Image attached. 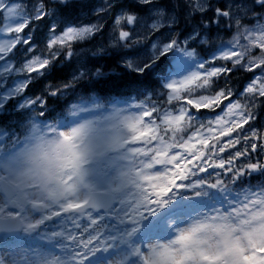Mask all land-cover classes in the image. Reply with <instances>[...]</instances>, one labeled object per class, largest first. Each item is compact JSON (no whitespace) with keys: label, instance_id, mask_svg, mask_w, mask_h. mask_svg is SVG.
Here are the masks:
<instances>
[{"label":"rangeland","instance_id":"obj_1","mask_svg":"<svg viewBox=\"0 0 264 264\" xmlns=\"http://www.w3.org/2000/svg\"><path fill=\"white\" fill-rule=\"evenodd\" d=\"M22 1H28V11L35 18L44 15L43 1ZM128 1L148 5L147 14L134 19L120 6L124 0H95L93 9L70 18L57 10L52 13L50 8V25L41 41L33 43L23 34L27 18L20 15V1L0 0V109L68 44H82L96 33L100 35L93 44H100L95 49L98 52L121 42L147 41L146 47L124 59L136 71L169 52L176 15L160 7L159 0ZM212 1L185 0L195 13L208 10ZM225 3L235 22L246 16L247 0ZM194 37L198 45L209 41L198 28L180 39L175 64L163 79L171 102L181 99L196 79L222 72V67L209 65L214 59L245 64L247 69L264 66V16L215 45L210 63L187 49V41ZM20 42L29 45L21 57L12 60L10 54ZM255 49L260 52L250 55ZM83 74L79 68L75 80H81ZM261 83L262 91L264 77ZM257 86V82L250 83L247 91ZM222 96V92L202 94L191 97L190 102L212 108ZM30 101H22L23 106ZM186 114L185 104L172 107L161 116V124L174 127ZM245 121L242 106L231 100L214 115L209 127L187 133L175 149L163 138L153 145L148 142L143 151L146 144L137 141L144 142L155 133L146 102L133 100L108 107L92 102L73 105L71 117L54 127L34 125L14 151L5 149L6 138L0 133V180L17 189L24 223L20 239L0 238V264H233L235 260L264 264V193L230 197L226 185L217 179L230 173L232 160L242 157L255 133L246 134L239 143L231 137L219 147L218 141L210 144L212 138ZM134 154L140 156L137 168L127 177ZM92 191L114 193V209L108 214L89 211L47 222L53 215L83 204ZM58 192H65L66 197L54 202L52 197ZM35 205L44 206L46 212H36ZM173 207L178 210L168 213ZM12 215L0 191V216ZM113 223L121 228L111 227ZM81 224L83 232L76 227ZM99 230L102 234L96 233Z\"/></svg>","mask_w":264,"mask_h":264},{"label":"trees","instance_id":"obj_2","mask_svg":"<svg viewBox=\"0 0 264 264\" xmlns=\"http://www.w3.org/2000/svg\"><path fill=\"white\" fill-rule=\"evenodd\" d=\"M6 1H20L23 9L20 15L27 18L23 34L29 35L31 42L39 43L51 22L48 16L50 8L52 13L57 10L65 15L64 17L70 18L93 9L95 0H68L64 3L41 0L45 3V13L37 18L34 17V13L28 11V1ZM157 3L173 11L177 17L169 52L142 71H133L122 62L123 55H131L133 51L143 49L146 46L143 40L121 42L116 48L107 47L99 52L95 49L98 50L100 44L94 45L93 41L100 33L82 44H68V47L43 68L40 75L32 78L20 93L10 97L0 109V132L6 137L5 149L11 152L21 145L29 134L32 124L44 129L48 124L56 126L60 120L69 119L73 104L97 101L101 106L108 107L117 103L125 104L134 97L146 100L147 96L149 97L147 102L157 115V122L164 111L172 107L178 109L182 103L187 104L189 114L185 119L174 127L160 128L150 138L151 142H154L166 133L172 143L182 142L190 131L198 127L205 129L210 126L214 115L224 109L231 99H237L242 105L247 121L232 128L228 133L214 138L210 144L218 141L219 147L231 137L239 143L245 140L246 134H255L242 157L232 160L233 167L230 173L217 179L226 185L232 197L243 195L248 191L264 193V93L248 92L241 95L248 82L260 79L257 77L263 74V66L250 70L242 65L220 59L211 61L209 65L222 67L223 71L210 77L196 79L194 85L182 94V100L175 102L167 99V90L162 85L163 78L175 63V49L192 28H198L199 33L205 32L210 39L207 44L199 46L197 40L192 39L187 43V49L193 52L195 58L205 59L206 63H210L212 44L218 42L214 37L219 40L229 39L241 26L252 23L253 19L261 18L264 15V0H248V14L237 22L232 21L225 0H214L210 8L202 13H195L185 0H159ZM121 5L134 19L136 16L144 17L149 10L148 5L128 0H124ZM105 30L106 28L102 29ZM28 45L22 46L20 42L11 52V59L17 60L21 57ZM257 52L254 50L253 53ZM80 57H82L81 61ZM79 68H82L84 77L75 81L73 76ZM220 92L225 95L216 108H196L189 101L194 96ZM28 100H31L30 104L23 106L22 101Z\"/></svg>","mask_w":264,"mask_h":264},{"label":"water","instance_id":"obj_3","mask_svg":"<svg viewBox=\"0 0 264 264\" xmlns=\"http://www.w3.org/2000/svg\"><path fill=\"white\" fill-rule=\"evenodd\" d=\"M0 188L4 195L7 198H12L16 191L13 187L7 184L5 181H0ZM64 197V194H58L54 200L58 201ZM114 204V196L108 193L102 192H93L91 196L88 198L87 203L84 206H81L77 209L71 210V212L75 211H85L89 208H96L98 210L108 211L113 207ZM10 206L19 211L20 207L18 206L16 201H12ZM36 210L43 212L44 209L42 207H36ZM23 230V223L20 216L11 217V218H1L0 217V237L2 235H8L9 237L16 238L19 237ZM234 264H239L236 261Z\"/></svg>","mask_w":264,"mask_h":264}]
</instances>
